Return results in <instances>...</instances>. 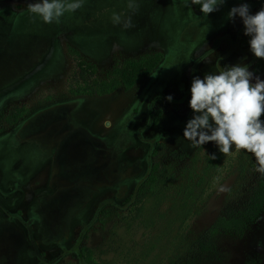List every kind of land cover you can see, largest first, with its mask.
Segmentation results:
<instances>
[{
    "label": "rangeland",
    "instance_id": "rangeland-1",
    "mask_svg": "<svg viewBox=\"0 0 264 264\" xmlns=\"http://www.w3.org/2000/svg\"><path fill=\"white\" fill-rule=\"evenodd\" d=\"M35 2L0 0V10L22 16ZM130 2L133 8L128 7ZM259 2L225 0L208 14V23L216 25L212 28L205 27L207 22L198 18L200 9L190 0H83L81 8L66 12L59 22L44 23L36 15L30 23L20 22L29 33L53 35L54 40L44 42L43 60H0V68L6 67L0 71L9 80L0 78V113L6 115L19 106L35 112L58 105L59 116H64L67 106L80 98L72 113L79 125H66L61 132L60 124L52 123L38 139L31 138L32 145L43 147V160L39 172L20 177L17 186L8 176L9 159L0 152L4 206L0 205V217L10 219V224L0 219V264H87L80 254L85 246L93 250L98 264H264V211L240 236L210 233L219 217L241 210L264 180L253 154L233 145L223 154V163L198 183L209 154L219 149L215 142L191 146L183 137L186 122L194 115L189 106L193 77L203 79L227 66L246 64L264 80V73L252 70L257 57L250 46L240 43L246 36L242 19L230 20L227 15L241 3H248L255 14ZM114 14L121 16V23H113ZM129 18L133 26L123 27ZM4 19L0 18V48L5 51L12 45L4 36L11 19ZM157 51L164 55L161 66L128 91L118 88L102 96L69 91L80 80L79 58L95 64L96 76L103 77L126 59ZM168 95L171 101L165 98ZM159 108L162 115L151 125L150 114ZM125 116L127 144L117 156L108 135ZM43 120L49 117L38 123ZM38 123L28 133L41 129ZM81 127L106 137V146L89 139ZM9 128L0 116V135ZM54 133L59 134L54 142L58 157L48 147ZM11 153L10 162H16ZM50 163L57 169L58 180L53 183L66 189L46 186ZM155 163L170 168L174 176L165 193L136 203L142 183L138 180ZM221 186L227 190L221 192ZM106 210L108 218L102 213Z\"/></svg>",
    "mask_w": 264,
    "mask_h": 264
},
{
    "label": "clouds",
    "instance_id": "clouds-1",
    "mask_svg": "<svg viewBox=\"0 0 264 264\" xmlns=\"http://www.w3.org/2000/svg\"><path fill=\"white\" fill-rule=\"evenodd\" d=\"M199 5L204 16L219 10L225 0H190ZM83 0H38L27 5L28 11L44 23L59 22L66 12L81 8ZM133 8V4H128ZM228 18L239 16L244 34L249 36L250 50L255 57L264 59V6L251 14L248 3L233 6ZM113 23H121L119 14L113 15ZM131 18L123 27H132ZM243 59V58H242ZM254 81V82H253ZM189 106L193 117L186 122L183 137L191 146L215 142L219 152L227 155L233 145L237 151L246 150L257 161L256 171L264 174V80L254 76L248 65L233 64L217 73H209L203 79L193 77L190 86ZM168 101L172 96L165 97ZM216 159V154H209ZM221 192L226 187L221 186Z\"/></svg>",
    "mask_w": 264,
    "mask_h": 264
},
{
    "label": "trees",
    "instance_id": "trees-1",
    "mask_svg": "<svg viewBox=\"0 0 264 264\" xmlns=\"http://www.w3.org/2000/svg\"><path fill=\"white\" fill-rule=\"evenodd\" d=\"M200 9L199 5H196ZM264 6V0H260L257 5V11ZM256 11V12H257ZM250 13L253 12L250 10ZM250 37L243 36L240 43L242 45H249ZM72 52H78L71 48ZM164 60L162 52H153L144 54L138 58H129L121 63H118L113 68L106 71L103 77H97V67L92 62L79 58L77 66L79 69V81L69 86V91L76 96H102L113 93L118 88H123L128 91L139 85L145 78L149 77L154 71H157ZM197 67L194 66V72ZM252 70L256 74L264 73V59L257 58ZM158 98H160L158 96ZM162 102V100H159ZM27 112L25 106L15 107L11 109L6 115L0 113L9 124L18 122L19 119ZM162 115V108L153 111L150 114L151 124L158 123ZM264 119V116L261 117ZM157 154V150L154 151ZM216 154V159L208 157L207 164L202 170V174L198 176V183H201L203 178L208 175L212 168L220 166L223 163V154L218 152H211ZM173 171L170 168L160 167L158 163L153 164L147 177L142 181L136 192V203H141L148 197H157L165 193L168 182L173 178ZM264 211V180L258 183V188L252 191L244 207L235 214L228 217H219L215 225L211 228V234L231 233L234 235H242L246 228L261 215ZM103 213L105 218L110 215L109 210ZM80 254L87 264H98L94 258L93 250L89 247L80 249Z\"/></svg>",
    "mask_w": 264,
    "mask_h": 264
},
{
    "label": "flooded vegetation",
    "instance_id": "flooded-vegetation-1",
    "mask_svg": "<svg viewBox=\"0 0 264 264\" xmlns=\"http://www.w3.org/2000/svg\"><path fill=\"white\" fill-rule=\"evenodd\" d=\"M9 10H0V18H5L4 20L9 21L8 19H11V25L7 26V29L4 30V36L8 39V44L12 45L8 50H3L0 48V60H22L21 62H23L24 60H43L44 59V54L46 53V51H42L43 50V44L47 39H50L51 42L54 40L53 39V35L45 37L43 35H38V33H29L30 31H27L23 26L21 27L20 22L21 23H30L31 21H34V18H36V16L34 14H32L31 12L29 13H24L22 16H16V15H12L9 14ZM201 16L198 18H200L203 22H207L205 23V27L206 28H212L215 27L216 25L213 23H208V15L204 16L203 13L200 14ZM8 18V19H7ZM2 20V21H4ZM215 21V19H213ZM61 26H63V24H60ZM56 28V27H55ZM57 30L58 26H57ZM34 31V30H33ZM53 31V30H52ZM56 37V36H55ZM45 39V40H44ZM50 43V41H49ZM12 49V50H11ZM49 48H46L45 50H47ZM48 51V50H47ZM31 63H34V62ZM19 63V61H18ZM1 65V64H0ZM3 65V64H2ZM6 68L5 65L1 66L0 70ZM7 76V74L3 71H0V78ZM80 99V98H79ZM79 99L76 98L75 100H73L69 106H67V111H65L64 109H61L63 111H65V115L64 116H59V106L58 105H54L51 106L49 109L46 108H42L40 110H37L35 112H31L29 111L28 107H26L27 112L19 119L18 122L9 124L10 128L9 131L7 130V133L5 134H1L0 135V152L2 153L1 156L4 157V159L7 161V159H9V171H8V176L12 177V181L14 183V186L18 185V182L20 181V177H28L30 176L35 170H37L39 172L40 170V166H38V163L40 164V162L43 159H40V155L43 157L44 155V149L42 148H37L35 145H32L30 143L31 138H36L38 139V136L43 135V133L49 129L51 127L52 123H56L59 125L58 128H61V132L67 129L66 125H70V127L74 128L75 124H77V126L79 125L78 122H75L72 119V113L73 110L78 109L77 105H79ZM64 105H62L63 108ZM21 107V106H19ZM45 116L49 117V120H43L40 124L38 123L41 118H44ZM130 116V115H129ZM125 117H123L124 120ZM131 118V116H130ZM129 118V119H130ZM60 119V120H59ZM57 120V121H56ZM122 120V124L120 126H117V124L115 126H113L110 130V134L109 136V141H107L109 144H111L110 149L114 152L115 155L118 156V153L120 152V150L124 147V145L127 144V140L125 138V136H127V133L125 134V126L126 124L129 123L128 118H126L124 121ZM38 123L40 126H42V128L40 129V127H38L37 131L32 132V133H28L29 128L31 127V125L33 126L34 123ZM157 124V123H156ZM156 124H151V125H156ZM77 129V128H76ZM81 129H83L84 134L87 135V137L93 141H97V142H101L104 146H106V137L104 138H100L98 136H96L95 134H92L91 132H89V130H87L84 127H81ZM27 132V133H26ZM64 134V133H63ZM137 134V133H135ZM54 136L51 140V142L49 143L51 146L48 147H52V156H57L59 155V150H58V145L54 144V142H58L59 139V134L58 133H54ZM63 135H61L62 138ZM66 137V136H64ZM63 137V138H64ZM146 140V137L143 138V141ZM36 141V144L40 143ZM107 143V144H108ZM54 144V145H53ZM39 145V144H38ZM13 151V156L14 159H16L17 161L19 160L18 158L20 157V155L23 156V158L21 157L19 163H16L15 161L12 163L10 162L11 158V152ZM47 152V150H46ZM7 154V158H5V155ZM15 165L17 166V168L15 167ZM150 167V166H149ZM149 169L147 170V172L145 173V176H143L140 180L138 181H143L148 173H149ZM37 172V173H38ZM57 169L55 170V167L52 165V163H50V170H49V175L47 176V185L46 186H63L64 189L67 188V186L65 185H60L53 183L54 181L58 180L57 177L54 175V173L56 174ZM34 174V173H33ZM32 176V175H31ZM18 179V180H17ZM9 182V180H8ZM44 193H46V190L44 191ZM4 195H6L7 197L10 194H7L6 192H4ZM47 194H43L42 196L45 198ZM9 198V197H8ZM0 205L3 206V203L0 202ZM4 208V206H3ZM6 208V206H5ZM8 211V210H7ZM8 213V212H7ZM3 221L7 222L10 224V222H8L10 219L8 220H4L6 219L1 218ZM16 226V225H15ZM8 236H10L8 234ZM9 237L5 238L8 239Z\"/></svg>",
    "mask_w": 264,
    "mask_h": 264
},
{
    "label": "water",
    "instance_id": "water-1",
    "mask_svg": "<svg viewBox=\"0 0 264 264\" xmlns=\"http://www.w3.org/2000/svg\"><path fill=\"white\" fill-rule=\"evenodd\" d=\"M3 78H5V79H2L1 82H2V81H5V82L9 81V80H6V79H7L6 76L3 77Z\"/></svg>",
    "mask_w": 264,
    "mask_h": 264
}]
</instances>
